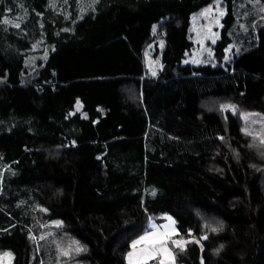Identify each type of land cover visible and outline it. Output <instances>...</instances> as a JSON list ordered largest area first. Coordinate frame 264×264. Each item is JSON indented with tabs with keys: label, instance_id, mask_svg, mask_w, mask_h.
Instances as JSON below:
<instances>
[{
	"label": "trees",
	"instance_id": "obj_1",
	"mask_svg": "<svg viewBox=\"0 0 264 264\" xmlns=\"http://www.w3.org/2000/svg\"><path fill=\"white\" fill-rule=\"evenodd\" d=\"M209 2L0 0L12 264H129L163 213L186 239L174 264H264V7L223 0L213 55L194 63L192 13ZM154 24L165 45L151 76Z\"/></svg>",
	"mask_w": 264,
	"mask_h": 264
},
{
	"label": "rangeland",
	"instance_id": "obj_2",
	"mask_svg": "<svg viewBox=\"0 0 264 264\" xmlns=\"http://www.w3.org/2000/svg\"><path fill=\"white\" fill-rule=\"evenodd\" d=\"M222 2L223 0H210V2L204 7L192 13L191 37L194 40V47L187 58L189 61L194 63H202L206 62L212 57L213 51L211 44L218 37L219 29L222 23L221 19L225 12ZM246 2L253 5V9H255L256 12H259L258 10H262V7H264V2L262 0H246ZM221 13L223 14L221 15ZM152 33L154 35V39L144 48V62L148 74L151 76H156L162 68L161 53L164 48L165 41L163 35L157 31L156 24L152 26ZM153 72H155V75H153ZM244 118H248V115H244ZM40 209L46 212L45 209ZM45 224L54 227V229L45 230L39 235H35L34 233L30 232L29 237L33 240H38L47 234L56 232V229L62 226V220L58 218L50 219L47 220ZM177 231L178 228L176 223L173 217L168 213L151 217L147 224V229L135 240H138L141 236H144L145 233L157 235L167 234L165 238V246L168 249V254L156 252L153 255V258L144 260L143 264L148 260L153 261L154 264H160L161 260L164 261V264H174L172 246H184L186 242V239L184 238L173 236ZM144 247H146V245L141 243L136 246L135 250L131 247L129 252L136 251L139 253V250ZM13 257L14 254L10 249L0 248V264H12ZM126 260L129 263L128 254L126 256Z\"/></svg>",
	"mask_w": 264,
	"mask_h": 264
},
{
	"label": "snow or ice",
	"instance_id": "obj_3",
	"mask_svg": "<svg viewBox=\"0 0 264 264\" xmlns=\"http://www.w3.org/2000/svg\"><path fill=\"white\" fill-rule=\"evenodd\" d=\"M222 14L223 13H221V15ZM17 27H19V25H17ZM153 75H155V72H153ZM223 107H231V106H223ZM247 134L251 135V133H247ZM261 143H264V139L261 140ZM213 231H216V229H213ZM166 235L167 234L157 235V234L145 233L144 236H141L138 240L133 241L132 248L134 250L136 249V246L141 243H144L146 247L141 248L139 250V253H137L136 251L129 252L128 253L129 264H143L144 260L153 258V255L156 252L168 254V249L165 246ZM160 264H164V261L161 260Z\"/></svg>",
	"mask_w": 264,
	"mask_h": 264
}]
</instances>
